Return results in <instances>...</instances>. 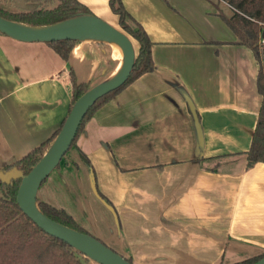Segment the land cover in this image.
<instances>
[{"label":"crops","instance_id":"obj_1","mask_svg":"<svg viewBox=\"0 0 264 264\" xmlns=\"http://www.w3.org/2000/svg\"><path fill=\"white\" fill-rule=\"evenodd\" d=\"M79 1L118 24L109 0ZM122 1L153 41L156 69L96 110L38 199L135 264H232L264 253V162L248 168L245 154L262 104L253 51L209 0ZM103 61L88 41L65 61L45 42L0 33V163L51 138L70 112L71 71L95 86L110 76Z\"/></svg>","mask_w":264,"mask_h":264},{"label":"trees","instance_id":"obj_2","mask_svg":"<svg viewBox=\"0 0 264 264\" xmlns=\"http://www.w3.org/2000/svg\"><path fill=\"white\" fill-rule=\"evenodd\" d=\"M209 1L237 36V43L253 51L259 65L257 88L262 95V104L251 146L245 152L247 167L251 168L257 163L264 162V44L261 43L264 33V0ZM109 4L112 11L119 17L118 25L138 45V48L135 47L137 50L134 69L122 86L102 96L90 107L70 149L76 144L86 122L96 110L136 79L156 69L152 53L153 41L144 26L128 12L122 0H109ZM90 14L94 13L79 0H0V16L30 26H47ZM80 42L82 41L59 40L45 43L50 45L62 59L68 61L72 50ZM71 82L70 112L75 102L93 87L85 82H79L73 71H71ZM63 124L51 138L23 158L14 163H0V170L7 172L16 169L22 174L29 173L49 150ZM20 183L21 177L13 178L10 182L0 179V264H90L92 259L66 241L47 233L23 212L17 198ZM38 204L44 214L51 219L92 235L65 209L39 199ZM263 256L264 253L232 264H254ZM126 259L135 264L132 259Z\"/></svg>","mask_w":264,"mask_h":264},{"label":"water","instance_id":"obj_3","mask_svg":"<svg viewBox=\"0 0 264 264\" xmlns=\"http://www.w3.org/2000/svg\"><path fill=\"white\" fill-rule=\"evenodd\" d=\"M0 33L23 42L91 39L99 42H114L121 47L124 58L120 68L116 71L117 73L91 87L75 102L51 147L31 171L22 174L16 169L7 172L0 170V179L10 182L13 178L21 177L17 194L20 207L47 233L66 241L99 264H133L97 237L48 217L40 209L37 197L44 180L60 165L64 155L70 149L90 107L102 96L122 86L131 75L136 61V48L131 37L122 29L95 14L78 16L47 26L25 25L0 16ZM262 37H264V33ZM187 100L194 116L198 141L202 145V124L193 101L190 97H187ZM254 264H264V256Z\"/></svg>","mask_w":264,"mask_h":264},{"label":"rangeland","instance_id":"obj_4","mask_svg":"<svg viewBox=\"0 0 264 264\" xmlns=\"http://www.w3.org/2000/svg\"><path fill=\"white\" fill-rule=\"evenodd\" d=\"M104 20H106V19H104ZM106 21H108V20H106ZM108 22L111 24H117V23H114L112 21H108ZM115 26H117L118 28L121 29L120 25L117 24ZM85 41H88L92 45H95L96 47H98L100 49V51H102V54L104 55L105 61H103L104 71L102 72L103 73L102 76L106 77V76L112 75L117 70V68L119 67L120 60H121V58L115 54L113 43L112 42H110V43L109 42H99V41L91 40V39H88ZM133 42H134V46L138 48L137 43L134 40H133ZM137 48H136V50H137ZM101 78L102 77H99L98 80L100 81ZM96 80H97V78H96ZM96 80H95V82H96ZM94 218L98 222L97 223L98 228L101 230H104L105 225H104L103 220L107 219V214L102 213L101 211H98V213L95 212ZM101 221H102V224H101ZM105 240H106L105 238L102 239V241L105 244H107L109 247H111L114 250H118V251L120 250V248L117 245H114L113 243H110V242L105 241ZM90 264H99V263L94 261V260H90Z\"/></svg>","mask_w":264,"mask_h":264},{"label":"bare ground","instance_id":"obj_5","mask_svg":"<svg viewBox=\"0 0 264 264\" xmlns=\"http://www.w3.org/2000/svg\"><path fill=\"white\" fill-rule=\"evenodd\" d=\"M113 43V47H114V50H115V54L118 56V57H120L121 58V60H120V64H119V67L117 68V70L120 68V66H121V63H122V61H123V53H122V49H121V47L117 44V43H114V42H112ZM116 70V71H117ZM114 72L112 75H115L117 72Z\"/></svg>","mask_w":264,"mask_h":264},{"label":"built area","instance_id":"obj_6","mask_svg":"<svg viewBox=\"0 0 264 264\" xmlns=\"http://www.w3.org/2000/svg\"><path fill=\"white\" fill-rule=\"evenodd\" d=\"M261 43L264 44V37H262Z\"/></svg>","mask_w":264,"mask_h":264}]
</instances>
